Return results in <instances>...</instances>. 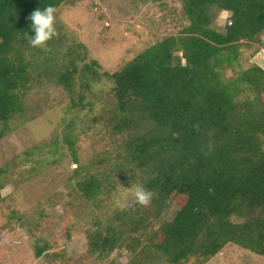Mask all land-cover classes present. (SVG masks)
<instances>
[{"label": "trees", "instance_id": "16d2710c", "mask_svg": "<svg viewBox=\"0 0 264 264\" xmlns=\"http://www.w3.org/2000/svg\"><path fill=\"white\" fill-rule=\"evenodd\" d=\"M63 1L0 0L3 128L23 111L21 90L32 62L24 49L45 56L62 43L58 33L42 46L31 45L29 14L49 4L56 10ZM179 1L187 20L179 33L147 46L119 70L100 72L95 60L80 68L84 86L99 73L112 80L118 110L112 128L127 130L118 144L124 161L113 170L129 163L152 193L141 207L111 201L113 220L95 217L87 250L105 257L124 247L131 254L124 264H178L190 256L204 261L232 242L264 257V69L251 65L235 77L220 71L236 61L240 40L264 31V0ZM211 5L230 11L224 32L209 26ZM77 72L70 58L51 73L72 93ZM247 89L251 96L240 97ZM70 102L85 107L72 97ZM64 140L76 160L73 137L67 133ZM76 170L68 177H76V201L96 199L103 188L99 176ZM165 210L168 217H162Z\"/></svg>", "mask_w": 264, "mask_h": 264}, {"label": "rangeland", "instance_id": "374dc122", "mask_svg": "<svg viewBox=\"0 0 264 264\" xmlns=\"http://www.w3.org/2000/svg\"><path fill=\"white\" fill-rule=\"evenodd\" d=\"M229 14L209 6V26L224 32ZM55 17V35L62 37L54 47L58 52L43 56L24 49L32 62L21 90L23 111L10 117L5 128L0 122V264H124L129 251L116 248L100 257L87 250L86 233L95 229V217L113 220L111 201L138 203L133 191L142 186V175L127 162L113 170L124 161L118 144L127 130L112 128V115L118 113L112 80L99 73L84 86L80 68L95 60L100 72L119 70L147 46L179 33L187 20L179 0H65ZM240 41L236 61L220 69L225 77L251 65L264 69V31ZM70 58L78 72L67 93L51 72ZM244 96H251L248 89ZM71 97L85 107H71ZM67 133L76 160L64 140ZM74 169H80L79 176L83 170V175L99 176L103 188L96 199L76 201V177L68 179ZM170 214L165 210L162 217ZM178 264H264V257L227 242L204 261L190 256Z\"/></svg>", "mask_w": 264, "mask_h": 264}, {"label": "clouds", "instance_id": "9594fccd", "mask_svg": "<svg viewBox=\"0 0 264 264\" xmlns=\"http://www.w3.org/2000/svg\"><path fill=\"white\" fill-rule=\"evenodd\" d=\"M55 7L51 4L43 8H36L29 14L30 36L29 43L33 46H42L47 40L56 34L55 29ZM133 195L137 202L141 204L148 203L152 193L143 188V186H136Z\"/></svg>", "mask_w": 264, "mask_h": 264}]
</instances>
